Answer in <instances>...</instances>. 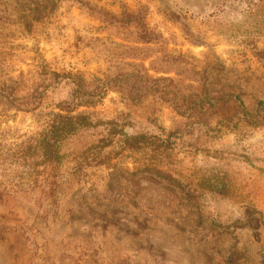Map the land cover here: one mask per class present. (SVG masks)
<instances>
[{"label": "rangeland", "instance_id": "obj_1", "mask_svg": "<svg viewBox=\"0 0 264 264\" xmlns=\"http://www.w3.org/2000/svg\"><path fill=\"white\" fill-rule=\"evenodd\" d=\"M0 264H264V0H0Z\"/></svg>", "mask_w": 264, "mask_h": 264}]
</instances>
